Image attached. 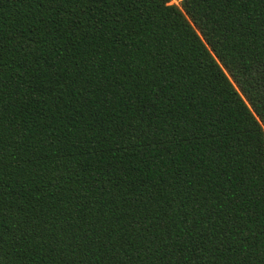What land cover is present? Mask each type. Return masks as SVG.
<instances>
[{
  "label": "trees",
  "instance_id": "16d2710c",
  "mask_svg": "<svg viewBox=\"0 0 264 264\" xmlns=\"http://www.w3.org/2000/svg\"><path fill=\"white\" fill-rule=\"evenodd\" d=\"M0 0V264H264V0Z\"/></svg>",
  "mask_w": 264,
  "mask_h": 264
},
{
  "label": "rangeland",
  "instance_id": "374dc122",
  "mask_svg": "<svg viewBox=\"0 0 264 264\" xmlns=\"http://www.w3.org/2000/svg\"><path fill=\"white\" fill-rule=\"evenodd\" d=\"M182 0H172L171 4H180Z\"/></svg>",
  "mask_w": 264,
  "mask_h": 264
}]
</instances>
